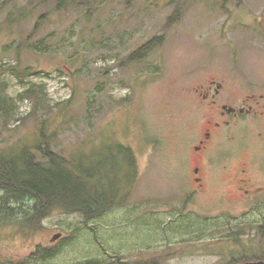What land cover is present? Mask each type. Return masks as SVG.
<instances>
[{
	"label": "rangeland",
	"instance_id": "rangeland-1",
	"mask_svg": "<svg viewBox=\"0 0 264 264\" xmlns=\"http://www.w3.org/2000/svg\"><path fill=\"white\" fill-rule=\"evenodd\" d=\"M211 77L227 79L235 98L246 86L264 91V0H0V150L34 146L43 130L62 155L101 166L104 183L124 159L118 143L136 163L116 175L127 202L100 217L56 209L32 231L0 225V264H228L263 254L264 205L239 209L232 224L180 206L185 158L209 113L195 88ZM252 129L226 148L256 151Z\"/></svg>",
	"mask_w": 264,
	"mask_h": 264
},
{
	"label": "trees",
	"instance_id": "trees-1",
	"mask_svg": "<svg viewBox=\"0 0 264 264\" xmlns=\"http://www.w3.org/2000/svg\"><path fill=\"white\" fill-rule=\"evenodd\" d=\"M18 17L24 19L27 13H19ZM155 41L145 43L130 59L145 57L155 47ZM49 139L42 130L34 146L17 144L0 150V225L19 221L20 226L32 231L40 228L43 219L56 209L79 213L91 220L127 202L129 194L125 182L116 175L125 166L130 171L136 170L131 148L118 143L116 152L124 159L114 160L111 170L115 174H108L107 183H104L99 179L101 166L94 168L83 158H77L75 153L71 158L62 155L51 146ZM39 251L44 257L51 255L48 248ZM245 260H264V252L234 258L228 264ZM109 264L127 263L114 261Z\"/></svg>",
	"mask_w": 264,
	"mask_h": 264
},
{
	"label": "flooded vegetation",
	"instance_id": "flooded-vegetation-1",
	"mask_svg": "<svg viewBox=\"0 0 264 264\" xmlns=\"http://www.w3.org/2000/svg\"><path fill=\"white\" fill-rule=\"evenodd\" d=\"M229 85L227 79L211 77L206 87L195 88L196 93L207 102L209 113L185 158L190 165V186L177 194L182 198V208L205 214L199 216L204 222L237 223L239 209L247 212L264 205V183L259 181L260 176L264 175V91L258 94L246 86L248 93L245 97L235 98ZM247 117L258 124H252L255 129L242 125ZM241 128H251L254 131L251 132L255 133L257 149L248 152L247 156L242 150L226 148L227 144L239 140ZM238 142L244 143L241 140ZM223 147L224 151L220 150ZM221 174L222 180H227V183L222 185L224 188L220 192L215 193ZM211 193H215L212 197L214 200L202 205L203 199ZM178 202L175 199L173 203L176 205ZM246 261L253 260L238 263Z\"/></svg>",
	"mask_w": 264,
	"mask_h": 264
},
{
	"label": "water",
	"instance_id": "water-1",
	"mask_svg": "<svg viewBox=\"0 0 264 264\" xmlns=\"http://www.w3.org/2000/svg\"><path fill=\"white\" fill-rule=\"evenodd\" d=\"M61 237V234H55L53 239L57 240L58 238ZM237 264H264V260H254V261H246V262H241V263H237Z\"/></svg>",
	"mask_w": 264,
	"mask_h": 264
}]
</instances>
